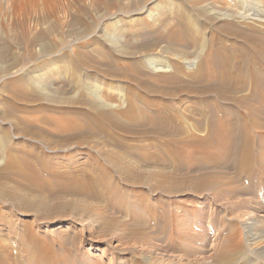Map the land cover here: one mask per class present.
<instances>
[{
  "label": "rangeland",
  "instance_id": "1",
  "mask_svg": "<svg viewBox=\"0 0 264 264\" xmlns=\"http://www.w3.org/2000/svg\"><path fill=\"white\" fill-rule=\"evenodd\" d=\"M26 1L0 0V247L13 252L10 263L33 264L47 257L41 253L46 250L66 264H264V258L253 255L264 251L261 170L250 180L225 166L195 164L174 175L126 158L135 179L123 178L111 164L106 167L118 194L41 186L49 180V168L66 163V157L88 160L82 154L86 149L76 146L80 138L61 132L68 119H76L73 109L84 98L96 97L112 113L125 110L127 89L135 81L110 72H126L136 56H171L161 51L163 43L154 46V35L177 27L184 13L177 5L184 1L191 12L192 0H155L145 7L137 6L138 0H115L114 7L109 0ZM246 1L255 12L264 10V0ZM205 21L200 20L201 35L191 38L195 42L176 47L188 65L195 62L194 68L210 50L207 43L201 48L214 32L213 23ZM146 41L150 49L135 54ZM77 71L95 83L89 97ZM257 124L264 127V118L258 117ZM94 141L101 161L104 152L121 151L105 138ZM11 158L18 174L8 169ZM27 172L33 178L21 176ZM202 175L207 191L198 187Z\"/></svg>",
  "mask_w": 264,
  "mask_h": 264
},
{
  "label": "bare ground",
  "instance_id": "2",
  "mask_svg": "<svg viewBox=\"0 0 264 264\" xmlns=\"http://www.w3.org/2000/svg\"><path fill=\"white\" fill-rule=\"evenodd\" d=\"M8 1L15 5L17 1L27 2ZM114 1L109 0L112 7L116 4ZM152 1L155 0H138L136 4L145 7ZM247 2L192 0L194 11L190 12L186 3L180 1L177 6L184 13L178 16L177 27H171L165 33L157 30L153 38L157 41L154 46L163 43L161 51L171 56L162 57L161 54L162 58L157 59L154 53L142 59L135 55L137 58L127 65L126 72L113 68L111 75L135 81L127 89L124 100L127 108L120 113L108 111L96 97H86L80 107L71 109L77 117L69 121L65 118L67 122L63 127L60 125L61 132H70L72 138H80L75 142L76 146L86 149L82 154L88 160L81 162L71 156L66 157V163L49 168L48 182L45 179L46 183L44 180L41 183L43 189L85 195L118 194L109 185L114 184L115 178L106 167L111 164L123 178L135 179L134 166L125 163L126 158L135 159L144 167L170 169L174 175L178 171L194 168L195 164L225 166L234 171L237 178L243 179H254L259 176V170L264 174V127L257 126V118H264V10L256 9L255 12L256 7L251 5L250 8ZM202 17L207 19L205 23H213L214 32L200 46L204 49L207 43L210 50L202 63L194 68L195 62L191 61L188 65L177 53L176 47L193 42L191 38L195 33L201 35ZM150 46L147 41L139 43L135 54L147 52ZM79 55L82 61L85 52ZM75 75L80 77V88L89 97L95 86L93 79H81L78 71ZM103 75L110 76L105 71ZM98 137L112 142L121 151L108 150L102 154L101 161L93 151L98 150L94 141ZM14 161L9 159L8 169L18 174L19 167ZM93 165L99 169H93ZM29 174L21 173V176L33 178ZM138 174L143 172L140 170ZM199 181V189L207 191V178L202 175ZM101 182L105 185L96 187L95 184ZM182 193L178 191V194ZM13 236L21 237L16 233ZM251 239L257 240L254 237ZM1 251L0 264H16L10 263L15 260L10 249ZM255 251L252 253L257 259L264 258V251ZM41 253L47 257L33 264H66L65 260L46 250ZM249 259L252 260L251 257Z\"/></svg>",
  "mask_w": 264,
  "mask_h": 264
}]
</instances>
